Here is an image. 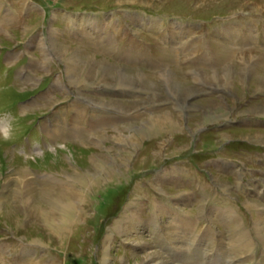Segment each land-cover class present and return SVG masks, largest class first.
Wrapping results in <instances>:
<instances>
[{
  "label": "rangeland",
  "instance_id": "1",
  "mask_svg": "<svg viewBox=\"0 0 264 264\" xmlns=\"http://www.w3.org/2000/svg\"><path fill=\"white\" fill-rule=\"evenodd\" d=\"M21 1L10 0L11 14L5 10L8 18L0 15V65L19 52L23 61L9 65L28 72L31 58L29 70L35 77L31 85L21 80H13L11 89L7 83L2 85L0 91L8 102L0 107L12 104L11 97L45 86L41 93L55 97L42 95V104L22 109L13 119L16 128L0 134V243L5 248L6 241L17 235L28 244L43 246L37 250L38 261L20 258L4 264H74L69 258L92 264L94 254L96 264H264V234L257 221L259 213H264V121L255 119L264 118V53L241 49L236 42L237 20L213 22L214 14L228 12L225 7L264 16V0H46L73 10L76 32L64 31L59 10L45 24L43 12L36 13L42 9L37 3L44 0H30V9ZM91 9L96 11L91 14ZM89 15H99L97 24L102 26L82 18ZM39 29L50 30L47 37L53 49L47 65L42 62L43 40L37 43ZM96 31L113 38L95 45L90 32ZM51 32L66 57L58 56ZM169 35L183 42V64L177 62L175 41L171 45ZM118 41L121 57L111 53ZM74 60L78 65L69 72L67 66ZM3 70L8 82L11 72ZM85 71L90 73L86 78L80 76ZM26 78L31 80V74L26 73ZM55 86L62 94H57ZM72 97L82 99V106L71 103ZM70 103L73 133L65 127L63 137L78 142L52 149L56 139L47 137L45 145L51 152L39 155L35 151L36 159L13 152L10 142L18 140L26 124L38 115L58 117L56 112ZM85 108L94 114L81 132L78 123L84 121ZM154 117H161V126L150 130ZM11 119L7 114L6 121ZM254 120L256 125L251 124ZM203 128L206 131L201 133ZM78 133L94 135L85 141ZM195 136L197 147L191 150L190 139ZM226 139L236 140L219 152L217 146ZM104 160L105 168L110 164L115 172L108 175L100 169L103 172L95 174L93 164ZM162 163L166 169L153 172ZM29 165L49 177L30 174ZM89 173L101 178L75 180ZM206 175L211 177L208 184ZM148 186L155 191L148 193ZM129 188L133 199L144 197L145 205L129 200L128 224L118 229L116 221L127 210L118 218L105 216L115 214L110 210ZM58 192L71 195L76 209H66L67 220L57 225L56 232L33 207L35 202L41 209L49 207L45 196ZM148 194L167 196L175 203L162 207L157 199L156 215ZM58 212L55 218H62V210ZM195 248L204 250V258L202 252L192 251Z\"/></svg>",
  "mask_w": 264,
  "mask_h": 264
},
{
  "label": "bare ground",
  "instance_id": "2",
  "mask_svg": "<svg viewBox=\"0 0 264 264\" xmlns=\"http://www.w3.org/2000/svg\"><path fill=\"white\" fill-rule=\"evenodd\" d=\"M52 33V32H51ZM51 38H52V41H53V45H54V47H55V49H57V53H58V56H62V55H64L65 57L67 56V54H66V52H63V50L61 51L60 50V47H58L57 46V42L56 41H58V40H54L55 39V37H54V32L51 34ZM41 44V48L42 47H44L43 46V44L42 43H40ZM59 49V50H58ZM76 53V52H75ZM41 55H42V58H43V60H42V62L43 63H46V65L49 63V55H48V53L46 52V50L44 49H42L41 50ZM74 55V54H73ZM63 56V57H64ZM64 57V58H65ZM69 57V56H68ZM73 59V58H72ZM39 61V60H38ZM68 61V60H67ZM71 62V61H70ZM69 62V63H70ZM77 65L78 64H76V61L74 60V61H72V63H71V65L70 66H67V68H68V70H69V72L70 71H72L71 70V68H73V67H77ZM75 69V68H74ZM71 74V73H70ZM83 74H84V76H83ZM90 73H89V71H85L84 73H80V76H83V77H85L86 78V76H88ZM79 75V74H78ZM71 76V75H70ZM104 77V76H103ZM143 77V76H142ZM79 78V77H78ZM77 78V79H78ZM145 78V77H144ZM168 78V77H167ZM80 79V78H79ZM81 81V80H80ZM76 82V81H75ZM48 96V95H47ZM161 117H154V119H151L150 120V124H151V128L152 129H150V130H153V128L155 127H157V126H161V124H159L160 123V121H159V119H160ZM167 119V121L169 122V121H171L173 124H174V122L172 121V119H170V117H168V118H166ZM153 120H155V122H154V124L152 123V121ZM171 123V124H172ZM143 133V132H142ZM101 139V138H100ZM131 140H132V138H130ZM129 142H131V141H129ZM135 142V141H134ZM119 159V158H118ZM116 160V159H115ZM107 163V160H104L103 162H101V163H97L96 165H94L93 164V169H94V173L96 174V173H102L101 171H100V169H105L104 170V172L106 173L107 172V174L109 175V174H111L112 172H115V168L114 167H110V164L105 168V164ZM117 163H119V162H117ZM87 174V175H79L78 177H76L77 179H75V180H79V181H81V182H85V180L86 181H93V180H95V179H99V178H101V177H94V175L95 174ZM104 173V174H105ZM164 173V172H163ZM92 178V179H91ZM78 184V183H77ZM80 184V183H79ZM78 184V185H79ZM74 186V185H73ZM72 186V187H73ZM82 186H84V185H82ZM54 193V192H53ZM73 195V194H72ZM68 196H71V195H66L64 192H62V193H60V192H58V193H56L55 195H53V194H48L47 196H45V199H46V201L48 202V204L50 205L49 207L47 206V208H45L46 206L44 205L43 207H42V209H41V207L39 208L38 206H36V202H35V205H34V207H33V203L30 205V206H32L33 207V212L34 211H38V213L41 215V218H42V220L47 224V225H50L51 226V228L52 229H54V231H56L57 232V230H58V228H56L57 227V225L60 223V222H62V221H66L67 219H66V217H65V212L67 211L66 209H68V210H73V209H76V202L73 200V199H71V198H69ZM56 198L57 200L55 201L53 198ZM73 197V196H72ZM74 198V197H73ZM247 204H249V203H247ZM158 206V205H157ZM48 208H50L51 210H52V212L51 211H49L48 210ZM55 208H57V209H55ZM130 208V206H128V209ZM62 210V212L63 213H61V214H59L60 216L61 215H63V216H61L62 218H55V217H57L58 215H57V212H58V210ZM43 210V211H42ZM77 211V210H76ZM59 213V212H58ZM68 213V212H67ZM69 214H70V212H69ZM133 215H134V213H133ZM127 218H130L129 217V215H128V211H127V213L124 215V217H123V219H121V220H118V221H116V223L118 224V226L116 227V228H121L122 229V226L123 225H121L122 223H125V224H128V221H127ZM136 218V217H135ZM258 224H259V226H261V228H260V231H262L263 233L262 234H264V213L263 212H261V213H259V218H258ZM127 222V223H126ZM60 229V228H59ZM66 231V230H65ZM62 235V234H61ZM262 240H263V244H264V235L262 236Z\"/></svg>",
  "mask_w": 264,
  "mask_h": 264
}]
</instances>
